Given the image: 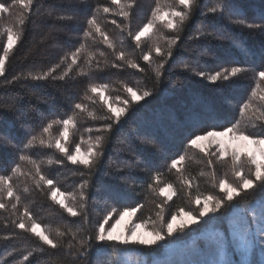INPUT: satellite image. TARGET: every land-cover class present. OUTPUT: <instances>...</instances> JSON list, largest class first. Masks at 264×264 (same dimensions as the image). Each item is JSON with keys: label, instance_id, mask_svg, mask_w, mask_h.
<instances>
[{"label": "trees", "instance_id": "1", "mask_svg": "<svg viewBox=\"0 0 264 264\" xmlns=\"http://www.w3.org/2000/svg\"><path fill=\"white\" fill-rule=\"evenodd\" d=\"M231 2L249 21L264 12V0ZM158 3L165 8L176 6V0H135L130 17L125 19L115 14L118 7L112 0H34L30 13L12 0L15 5L12 26L21 30V36L9 50L5 75L0 77V175L12 178L10 183L15 194L20 196V203L13 209L14 198L5 196L3 202L7 208L0 209V264H97L98 259L103 264H127L130 260L144 264H195L211 258L198 254L197 250L206 252L207 244L202 235L217 229L225 234L228 256L234 264H239L231 240L230 221L237 213L250 214L258 201H264V186L242 193L219 212L209 213L199 223L166 236L153 246L121 245L94 238L99 223L113 208L123 210L143 204L135 217L140 223L148 218L156 220V213L160 211L157 205L160 204L167 220L181 208L195 213L193 199L196 195H222L216 187L219 180L237 182L231 157L205 156L199 149L188 146L190 134L202 133L209 128L223 130L239 123L246 135L264 138V121L255 120V117L250 119L251 112L241 114L243 104L252 99L251 93L258 82L253 70L258 71L264 63V34L259 29L235 25L221 18L219 13L208 12L210 7L223 0H196L190 18L180 31H171L162 22H157L152 33L142 37L137 46L129 32L135 34L148 23ZM105 7L111 11L105 13ZM20 15L25 19L22 26L15 22ZM61 16L65 19L58 18ZM92 16L114 43L115 52L94 31L91 37L84 35L88 30L86 21ZM8 23L7 14H0V56L7 47L4 28ZM221 35L240 41L244 48L237 47L232 39L216 38ZM177 36L179 39L172 48V56L168 58L163 74L157 78L155 65L165 57L152 51L153 63L149 64L142 56L153 50L155 44L166 51L168 40ZM81 45L84 50L72 71L63 80L54 79L64 73L71 63V53ZM119 51H124L126 59L134 61L144 71L116 60ZM113 64L120 66L113 67ZM232 66L249 70L230 81L216 83L196 74H211ZM53 67L56 71L47 80L31 79V75L47 72ZM82 71L86 74L81 75ZM92 84H107L105 95L109 103L127 109L110 132L96 130L105 128L112 121L94 120L87 111L74 108L76 103H82L97 117L110 115L99 96L89 92ZM125 86L138 90V95L144 90L150 91L151 95L132 100ZM261 87L264 88V83ZM124 100H128L127 105L122 103ZM252 103L254 108L264 111V102L258 98L252 99ZM69 116H75L76 121V127L69 134L70 151H74L76 145L82 150L87 149L88 145L81 140H94L97 135L105 137L100 149L103 155L90 169L71 164L55 148L42 147L39 143L25 148L31 136L40 135L48 122ZM61 131L60 126L54 125L50 134L56 137ZM21 155L40 164L41 174L53 180L51 190L59 188L66 195L75 194L76 200L67 202L76 208L79 213L76 217L51 199L47 185L36 186L32 178L35 170L30 163L20 159ZM181 155L185 160L177 167L181 169L183 179H191V189L184 184L181 174L170 167L171 161ZM49 159L55 162L49 165ZM17 166L24 175L15 172ZM239 166L247 175L250 166L246 157L241 158ZM157 173L162 174V183L173 185L176 195L172 200L166 201L149 186ZM85 181L87 186L81 189ZM81 191L87 196L86 202L80 199ZM82 203H85L84 207H81ZM25 208L31 219L57 243L56 248L45 245L35 234L16 228L14 221L18 217L24 218ZM248 218L252 220L251 215ZM152 227L159 225L149 223V228ZM81 240L87 241L83 249L79 245ZM251 240L254 245L249 264H264L262 238L254 236ZM69 244L73 247L69 248ZM232 248L235 257H231ZM79 252L86 254L79 255ZM28 253L32 255L24 261L23 257Z\"/></svg>", "mask_w": 264, "mask_h": 264}, {"label": "snow or ice", "instance_id": "2", "mask_svg": "<svg viewBox=\"0 0 264 264\" xmlns=\"http://www.w3.org/2000/svg\"><path fill=\"white\" fill-rule=\"evenodd\" d=\"M34 0H16V3L23 7L26 13L32 11V5ZM112 3L117 5L118 11L115 13L125 19H128L131 15V9L134 7L135 0H125L124 3L121 0H112ZM196 5V0H176V6L169 5L166 8L162 7L159 3L152 12V19L146 23L140 30L135 32V34L129 32V36L135 41L136 45L139 46L142 40V37L148 36L152 33L153 29L157 22H162L164 27L167 29L178 32L181 29V26L187 21L192 13L193 7ZM12 0H0V14H7V19L9 21L8 26L4 28V31L7 33V47L3 50V55L0 56V77L5 75V65L9 56V50H11L14 45L20 40L21 30L19 28L14 29L12 26V15H13ZM105 13L111 11V9L105 7L103 9ZM208 12L216 14L219 13L221 18L228 19L231 23L245 27L247 29H259L262 34H264V12H261L260 15L251 21L243 18L244 14L239 9H237L231 2V0H223V3H217L216 5L210 7ZM234 17H236L234 19ZM59 19H65V17H58ZM67 19H72V17H67ZM16 23L19 25H24L25 19L23 15L17 17ZM88 25V30L85 32L86 37H91L93 31L103 37L104 42L107 46L115 52V45L109 39L106 33L101 31L97 19L95 16H92L86 21ZM113 24H116V21H112ZM119 27V25H117ZM200 35H205L204 32H200ZM211 35V33H208ZM217 39H232L231 37L226 36H217ZM179 37H173L168 40L167 50L164 51L158 44L154 45L153 50L143 54L142 59L149 64L153 63L152 60V51L155 52L158 56H164L165 59L155 65L154 71L157 78L163 74V69L167 63L168 58L172 56V48L177 44ZM233 44L237 47L244 48L243 44L236 40L232 39ZM84 50V45H81L76 51L71 53V63L68 64L67 69L64 73L58 77H53L54 79H65L66 76L72 71V66L77 63V59L80 53ZM246 50V49H245ZM103 55V53H101ZM68 57H65L67 60ZM94 59V57H93ZM116 60L123 61L130 68L138 69L144 71L143 68L130 59H126V54L124 51H119L116 53ZM113 67H119L120 65L113 64ZM56 67H59L57 65ZM56 67L51 68L47 72L39 73L36 75H31V79L35 81L47 80L53 72L56 71ZM187 67V66H185ZM242 66H232L224 67L222 70L216 71L214 73H203L197 72L198 76L206 78L212 83L217 81L227 82L232 80V78L237 77L241 73L248 71ZM254 71V76L258 78L256 83L255 90L252 91V99H259L264 102V88L261 87V84L264 83V63L259 66L258 71ZM85 75L83 71L80 73ZM16 79H19L17 77ZM108 90L107 84H92L89 86V92L95 96H99L100 100L107 105L108 112L110 115H105L97 117L94 112L89 111L86 105L82 103H76L74 108L80 112H86L89 117L92 119H102L110 120L112 123H109L103 129H97L98 132H110L113 124H118L121 120L123 114L126 113V107H115L109 103V98L106 97L105 93ZM126 92L129 94L132 100L138 101L144 97L150 96L151 92L144 90L141 94L138 95V90H134L131 87L125 86ZM86 99H91L87 97ZM252 99L247 103L243 104L241 109V114L245 115L251 112V117H255V120L264 121V111H260L254 108ZM124 105L128 104V100L122 102ZM260 111V114L257 115V112ZM54 125H58L62 128V131L59 132V135L53 137L50 134V130L53 129ZM76 127L75 116H69L66 119H53L42 128L40 135H32L31 139L25 145V148H30L37 143L42 147L55 148L60 153H62L67 161L73 165H83L85 168H91L92 165L96 162V159L103 155L101 151L102 143L104 141L103 135H97L95 139L89 138L87 141L81 140V143H86L88 145L85 151L81 150L80 145H76L74 151H70L68 147V140L70 130ZM89 132L92 131L91 128L88 129ZM45 134L47 138H45ZM231 143H225L224 137H229ZM203 141H208L207 145L203 144ZM240 142H246L247 147H239ZM188 146L192 148H197L200 152L204 153L205 156L211 157L216 156L218 159H224L225 157L231 156L232 161V170L233 175L237 178L236 183H230L227 179H221L217 182L216 187L219 190V193L222 195H196L193 199V203L196 206L197 211H185L183 208L179 209L170 219H165L163 206L158 204L157 207L160 208V211L156 213V220H151L148 218L140 223H133L132 218L136 216L137 212L143 207L141 204L139 207H125L123 210H118L113 208L111 212L103 217L101 223H99L98 228L94 234V238L98 241H114L121 245H143V246H153L159 241H163L166 236H172L177 231H183L185 228L189 227L191 224L199 223L204 217L208 216L209 213H217L223 208L228 202H232L234 199L241 196L242 193L256 189L259 186H264V138H253L249 135H246L242 130L239 123L234 124L232 127H227L223 130H215L209 128L202 133L190 134L188 138ZM245 156L247 164L250 166L248 174L246 175L244 169L240 165L241 156ZM20 159L30 163L34 170L35 174L33 175V180L36 183L37 187L47 185L49 189H52L53 180L46 178L41 174L40 164L37 161L31 159L27 155H21ZM185 160V156L181 155L179 159H173L171 161V168L176 169L178 173L181 174L183 179V173L181 169L177 166ZM55 161L49 159L47 163L49 165L53 164ZM208 164H212V159H208ZM15 172L19 175H24L21 168L17 166ZM83 175V173H81ZM204 175V173H201ZM38 177V179H37ZM11 177H5L0 175V209H6L7 205L3 202L4 197L14 198L15 203L12 205V208L15 209L16 206L20 203V196L16 195L13 189L12 184L10 183ZM153 183L149 185L153 191H156L158 195L166 198V201L172 200L173 196L176 195L173 185L170 183H162V174L157 173L152 177ZM184 184L191 189L192 181L191 179H183ZM87 186V181L81 184V189H84ZM27 191V189H25ZM59 194V199H58ZM191 195V192H189ZM50 196L53 201H55L61 208H63L69 215L76 217L79 213L72 203L67 201L76 200L75 194L66 195L61 192L59 188L50 191ZM80 199L84 202L87 201V196L83 191L80 193ZM85 203L81 204V207H84ZM252 217V222L256 225V233L261 238H264V201H258L257 206L250 211ZM113 216H116L117 219L114 220L112 224H109V221L112 220ZM24 218H17L14 221L16 228L24 230L25 232H31L35 234L45 245H49L51 248H56L57 243L49 237L48 234L41 228V225L36 223L31 219V215L27 208L23 212ZM26 218V219H25ZM31 221L30 223L26 222ZM149 223L159 227L149 228ZM105 225L108 228H105ZM130 225V226H129ZM231 235L234 239L239 241L238 249L241 251H247L250 249L252 240L251 236L253 233L249 227V220L246 218L244 213H237L235 217L230 221ZM119 229V232H118ZM63 235V233H58ZM202 238L207 244V250L204 253H200L197 250L198 254L207 255L211 257L210 259L195 262V264H234L230 259L227 253V240L223 231L220 230H209L202 235ZM261 243H264V239L261 240ZM80 248L83 249L87 245V241L81 240L79 242ZM69 248H72L73 245L69 244ZM90 247V245H88ZM79 255H85V252H79ZM103 250H101L100 255L102 256ZM32 253H28L23 257L24 261H28ZM97 264H103V261L98 259Z\"/></svg>", "mask_w": 264, "mask_h": 264}, {"label": "rangeland", "instance_id": "3", "mask_svg": "<svg viewBox=\"0 0 264 264\" xmlns=\"http://www.w3.org/2000/svg\"><path fill=\"white\" fill-rule=\"evenodd\" d=\"M230 136H231V134L229 135V137H224L223 139H224V141H225V143L227 144V143H231V141H230ZM203 144H205V145H207L209 142L208 141H203L202 142ZM239 147H241V148H243V147H247V144H246V142H240V144L238 145ZM82 150V149H81ZM86 149H84V150H82V151H85ZM228 157H231V156H228ZM243 157H245V156H241V158H243ZM226 158V157H225ZM60 197H59V194H58V199H59ZM245 214V213H244ZM245 216H246V218L249 220V227H250V229H251V232L253 233V235L250 237V238H253L254 236H258V235H255V233H256V225H255V223H253L252 222V220L251 219H249L248 217L250 216V214H245ZM136 217V216H135ZM135 217H133L132 218V222L133 223H138L136 220H135ZM115 219H117V217L115 216L114 218H112V220H110L109 221V224H112L113 222H114V220ZM192 225V224H191ZM130 226V225H129ZM105 228L107 229L108 228V226L107 225H105ZM118 232H119V229H118ZM231 235V234H230ZM262 239H264V238H262ZM231 240L233 241L232 243H234L235 245V248H236V250H237V253H238V256L236 255V254H233L232 252H234L233 251V248L231 249V251H230V253H231V257H235V256H237V258L239 259V264H249V259H250V256H251V252H252V249H253V245H254V243H253V241H252V244H251V247H250V249L249 250H247V251H241V250H239L238 249V244H239V241L238 240H236V239H234L233 237H232V235H231ZM160 242V241H159ZM159 242H157V243H159ZM262 245H264V243H262ZM233 262H234V260H233ZM127 264H144V263H142V262H140V261H138V260H130V261H128L127 262Z\"/></svg>", "mask_w": 264, "mask_h": 264}]
</instances>
